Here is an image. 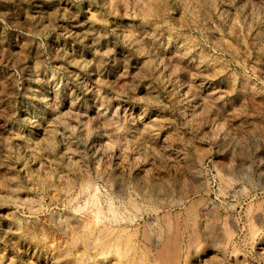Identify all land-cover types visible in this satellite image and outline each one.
<instances>
[{
	"label": "rangeland",
	"instance_id": "rangeland-1",
	"mask_svg": "<svg viewBox=\"0 0 264 264\" xmlns=\"http://www.w3.org/2000/svg\"><path fill=\"white\" fill-rule=\"evenodd\" d=\"M174 230L177 264H264V0H0V264Z\"/></svg>",
	"mask_w": 264,
	"mask_h": 264
},
{
	"label": "bare ground",
	"instance_id": "bare-ground-1",
	"mask_svg": "<svg viewBox=\"0 0 264 264\" xmlns=\"http://www.w3.org/2000/svg\"><path fill=\"white\" fill-rule=\"evenodd\" d=\"M192 207V206H191ZM189 207V208H191ZM187 210V209H186ZM194 211V209H192ZM189 211V210H188ZM186 212V211H185ZM192 212V211H191ZM188 216V215H186ZM96 217L98 215L96 214ZM191 217V215H190ZM167 218V217H166ZM191 219V218H190ZM171 221V220H170ZM194 221V220H192ZM168 222V221H167ZM194 223V222H193ZM175 225V224H174ZM188 225V224H187ZM190 225V224H189ZM177 226V225H176ZM175 227V226H174ZM173 227V228H174ZM100 228V227H99ZM176 228V227H175ZM188 228V227H187ZM191 228V227H189ZM195 228V227H194ZM193 228V229H194ZM98 229V228H97ZM109 228L101 227L98 229V234L95 236H92L91 231L89 228L83 229V234L80 236L73 235L72 239L73 241L77 240L79 238L82 242L88 243L91 242L94 245H104L105 244V238L108 236L110 231ZM177 229V228H176ZM171 231V230H170ZM180 231V230H179ZM76 232V231H75ZM96 232V231H95ZM231 232V231H230ZM114 233V232H113ZM121 233V232H120ZM196 233V231H195ZM200 233V232H199ZM145 234V233H144ZM192 234V233H190ZM79 235V234H78ZM111 235V234H110ZM125 235V234H124ZM127 235V234H126ZM143 235V234H142ZM71 236V235H70ZM111 238V236H110ZM114 238V239H113ZM111 240L112 244V250L115 253L116 257L120 260H125V262L129 264H135V261H137L136 264H177L180 252V245L177 240V232L174 230L172 233L165 234L164 237L161 238V245L154 251V255L152 257V263L148 259V256L146 257V251L140 252L137 258H134L132 255V252L134 251V243L129 240V236L126 238L125 236L122 237L120 234L113 237ZM146 238V237H145ZM189 242L193 243L196 242L198 236L196 234H192L190 237L188 235ZM78 239V240H79ZM131 239V238H130ZM72 241V240H71ZM227 241V240H226ZM80 242V241H79ZM74 243V242H72ZM71 243V244H72ZM189 243V244H190ZM197 243V242H196ZM109 244V243H108ZM192 245V244H191ZM85 246V245H83ZM108 246V245H106ZM105 247V246H104ZM145 247V246H144ZM102 248V247H101ZM108 248V247H106ZM136 248V247H135ZM84 249V248H83ZM187 249V248H186ZM86 250V249H85ZM103 251V250H102ZM140 251V250H139ZM108 253V252H107ZM136 253V252H135ZM149 253V252H148ZM151 253V252H150ZM69 254V253H68ZM181 254V253H180ZM136 255V254H135ZM149 255V254H148ZM152 256V255H151ZM188 256V255H187ZM146 257V258H145ZM150 257V256H149ZM82 260V259H80ZM117 260V259H116ZM180 260V259H179Z\"/></svg>",
	"mask_w": 264,
	"mask_h": 264
}]
</instances>
